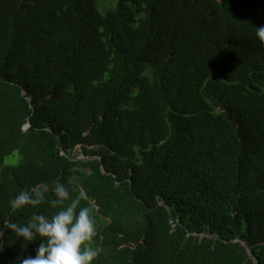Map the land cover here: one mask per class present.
Masks as SVG:
<instances>
[{
  "label": "trees",
  "instance_id": "trees-1",
  "mask_svg": "<svg viewBox=\"0 0 264 264\" xmlns=\"http://www.w3.org/2000/svg\"><path fill=\"white\" fill-rule=\"evenodd\" d=\"M95 1L0 0V225L59 179L92 264H264V0ZM39 243L5 228L0 264Z\"/></svg>",
  "mask_w": 264,
  "mask_h": 264
},
{
  "label": "clouds",
  "instance_id": "clouds-1",
  "mask_svg": "<svg viewBox=\"0 0 264 264\" xmlns=\"http://www.w3.org/2000/svg\"><path fill=\"white\" fill-rule=\"evenodd\" d=\"M256 36L264 41V26L256 28ZM66 201L70 202L66 204ZM46 202L57 209L52 215L37 210L27 222L9 219L0 225V237L6 228L29 243L40 240L36 254L18 257V264H92L98 256V251L90 243L97 232L92 208L80 206L81 197L72 198L64 182L56 179L51 183L36 184L30 190L22 189L9 201L13 210L24 209L26 206L38 209V206ZM236 241L242 245L245 242Z\"/></svg>",
  "mask_w": 264,
  "mask_h": 264
},
{
  "label": "rangeland",
  "instance_id": "rangeland-1",
  "mask_svg": "<svg viewBox=\"0 0 264 264\" xmlns=\"http://www.w3.org/2000/svg\"><path fill=\"white\" fill-rule=\"evenodd\" d=\"M116 2H117V0H96L95 6L99 12L106 13L107 11H113L114 10V8L116 6ZM72 155L76 158L80 157V159H83L81 147L77 146L74 149V151L72 152ZM17 159H18V154L14 153L13 155L7 157L4 160V164L13 166L17 163Z\"/></svg>",
  "mask_w": 264,
  "mask_h": 264
},
{
  "label": "water",
  "instance_id": "water-1",
  "mask_svg": "<svg viewBox=\"0 0 264 264\" xmlns=\"http://www.w3.org/2000/svg\"><path fill=\"white\" fill-rule=\"evenodd\" d=\"M29 103L31 104V98H29ZM32 107V105H31ZM30 126V122L28 121L27 125H25L23 127V130H25L26 128H28ZM51 131V128L49 129ZM83 158H89V159H98L99 161H101V158H96V157H87L85 155H82ZM80 159V157H77V158H74L73 160H78ZM101 171L104 173V170H103V165H101ZM167 210H169V208L167 207ZM235 241V240H234ZM243 243V246L246 248L250 258L253 260L254 263L258 264V262L256 261V259L253 257L252 253L250 252V249L248 247V245L245 243V242H242Z\"/></svg>",
  "mask_w": 264,
  "mask_h": 264
}]
</instances>
